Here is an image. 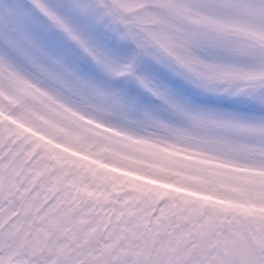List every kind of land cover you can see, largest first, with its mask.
<instances>
[{
    "label": "snow or ice",
    "instance_id": "snow-or-ice-1",
    "mask_svg": "<svg viewBox=\"0 0 264 264\" xmlns=\"http://www.w3.org/2000/svg\"><path fill=\"white\" fill-rule=\"evenodd\" d=\"M0 264H264V0H0Z\"/></svg>",
    "mask_w": 264,
    "mask_h": 264
}]
</instances>
